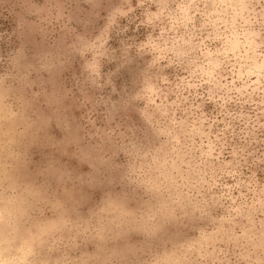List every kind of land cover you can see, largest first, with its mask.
I'll return each mask as SVG.
<instances>
[{"label": "rangeland", "instance_id": "rangeland-1", "mask_svg": "<svg viewBox=\"0 0 264 264\" xmlns=\"http://www.w3.org/2000/svg\"><path fill=\"white\" fill-rule=\"evenodd\" d=\"M21 134L64 142L84 174L134 153L188 213L162 261L264 264V0H0V141ZM89 195L84 226L116 203ZM34 241L0 264H28Z\"/></svg>", "mask_w": 264, "mask_h": 264}, {"label": "clouds", "instance_id": "clouds-1", "mask_svg": "<svg viewBox=\"0 0 264 264\" xmlns=\"http://www.w3.org/2000/svg\"><path fill=\"white\" fill-rule=\"evenodd\" d=\"M71 49L58 67L63 77L72 75ZM42 143L24 134L0 141V253H14L28 234L35 237L28 264H185L179 250L166 262L159 254L186 226V208L139 179L134 153L114 146L106 168L84 174L64 142L46 151ZM101 186L116 194V203L97 213L105 214L103 221L72 220L89 204L90 190Z\"/></svg>", "mask_w": 264, "mask_h": 264}, {"label": "trees", "instance_id": "trees-1", "mask_svg": "<svg viewBox=\"0 0 264 264\" xmlns=\"http://www.w3.org/2000/svg\"><path fill=\"white\" fill-rule=\"evenodd\" d=\"M171 101H172V100H171ZM194 160H195L194 162H196V159H195V158H194Z\"/></svg>", "mask_w": 264, "mask_h": 264}]
</instances>
